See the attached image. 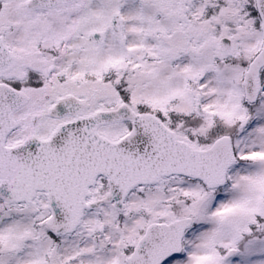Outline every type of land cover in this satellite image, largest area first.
I'll return each mask as SVG.
<instances>
[{"label":"snow or ice","instance_id":"6c2138e0","mask_svg":"<svg viewBox=\"0 0 264 264\" xmlns=\"http://www.w3.org/2000/svg\"><path fill=\"white\" fill-rule=\"evenodd\" d=\"M0 264H264V0H0Z\"/></svg>","mask_w":264,"mask_h":264}]
</instances>
